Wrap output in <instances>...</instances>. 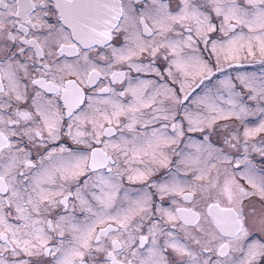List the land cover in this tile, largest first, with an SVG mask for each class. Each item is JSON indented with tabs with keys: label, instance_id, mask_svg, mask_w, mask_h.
I'll use <instances>...</instances> for the list:
<instances>
[{
	"label": "snow or ice",
	"instance_id": "obj_1",
	"mask_svg": "<svg viewBox=\"0 0 264 264\" xmlns=\"http://www.w3.org/2000/svg\"><path fill=\"white\" fill-rule=\"evenodd\" d=\"M0 264H264V0H0Z\"/></svg>",
	"mask_w": 264,
	"mask_h": 264
}]
</instances>
